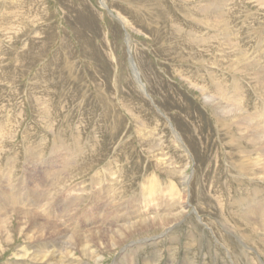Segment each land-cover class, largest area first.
I'll list each match as a JSON object with an SVG mask.
<instances>
[{"label": "rangeland", "instance_id": "1", "mask_svg": "<svg viewBox=\"0 0 264 264\" xmlns=\"http://www.w3.org/2000/svg\"><path fill=\"white\" fill-rule=\"evenodd\" d=\"M198 1L0 0V172L9 170L8 179L17 184L30 168L25 157L27 163L32 156L39 163L61 157L62 167L68 168L77 163L80 168L72 170L71 185L66 183L70 187L61 196L82 193V205L74 210L84 208L83 216L99 228L114 226L108 225L115 219L106 211L100 221L94 213L109 189L119 225L138 220L124 219V212L150 215L163 212L162 204L171 205L173 213L186 208L168 230L136 234L114 250L98 251L103 256L100 263L82 259L83 264H149L147 259L163 257L157 251L162 246L185 245L205 246L206 264H222L225 259L227 264H264V254L256 249L258 238L242 217L247 208L264 203V159L238 141L235 128L215 114L195 87L213 91L212 83L225 78L228 88L235 82L245 97L237 103L248 102L249 113L263 110L260 88L251 76L234 69L238 54L251 60L264 54V4L201 0L209 9H227L217 27L210 15L196 11ZM192 31L202 44L194 43L193 36L188 39ZM262 61L263 57L258 64ZM173 135L178 145L172 143ZM152 144L155 152L150 151ZM239 165L248 168L239 170ZM169 168L186 170L188 188L181 174L166 173ZM256 177L258 181L248 182ZM155 180L160 188L151 199L146 190L150 183V192L156 188ZM168 184L175 188L166 190ZM260 220L264 224V215ZM82 221L78 217L76 224ZM9 231L0 239V264H24L14 254L24 246L23 236L12 227ZM190 249H185L183 264H198L196 255L186 261Z\"/></svg>", "mask_w": 264, "mask_h": 264}, {"label": "bare ground", "instance_id": "2", "mask_svg": "<svg viewBox=\"0 0 264 264\" xmlns=\"http://www.w3.org/2000/svg\"><path fill=\"white\" fill-rule=\"evenodd\" d=\"M257 1L259 2L260 5L264 4V0H257ZM197 3H199V4L197 6L196 11L202 15H207V16L210 15L211 18L213 19V23L217 24L216 26L219 27L218 23L224 19V17L222 19V16L224 15V13L227 9L224 10L225 7L221 8L222 7L221 5L218 8L209 9L206 6L201 4V0H199ZM262 7H263V5H262ZM207 16H205V17H207ZM210 16H209V18H210ZM224 16L226 18V15H224ZM204 20H203V22H204ZM197 23H199V22H197ZM205 23H207V22H205ZM124 25H125V23H124ZM207 27H208V25H207ZM220 28H221V26H220ZM205 29H207V28H205ZM209 29H211V28H209ZM222 31H224V30H222ZM180 32H182V31H180ZM216 34H219V33H216ZM226 35H224L225 40H226V37H228ZM186 36L188 37L189 40H190L189 36H193L194 37V39H193L194 43H201L202 44L203 39L196 37V35L193 33V31L188 32ZM219 37H221V36H219ZM221 40H222V38H221ZM191 42H192V40H191ZM239 55L240 54H238L237 57L235 56L236 66L234 69V73H237V74L245 73V74H248V76H251V77H249V79L252 78L254 81L253 83H255V86H258L260 88L261 93H259V97H261V99L264 100V61H262L263 65L258 64L260 59H262V57L264 59V54H261V56L259 54H257V57L254 60H251L247 56V54H241L240 56ZM252 55H254V54H252ZM133 66L134 65L132 64V69H133L132 71L134 72L135 68ZM231 66H233V64H231ZM204 72H209V71H204ZM214 76L215 75H213L212 77H214ZM136 77H137V73L135 74V78ZM236 77L232 76V78L237 79ZM224 80H225V78H221V79L215 81L216 83L213 82L212 83L213 91L207 89L205 86H202V85L201 86L195 85V87L199 88L201 94H203L205 97V101H207L210 104V106L214 110L215 114H217V116H219L220 118H223V120H225L227 122L229 128H231V127L235 128V130L237 131V134H238L237 135L238 141H240V142L244 143V145H247L248 147H251V148L255 149L256 151H258L260 155L255 154L256 157L261 156L264 159V110L259 113L261 117H258V116L255 117L253 115V114L258 113V112L249 113V107L247 104L248 102L246 104L237 103L241 99L244 100L245 97L244 98L241 97V95L239 94L241 91L236 86L235 82L231 81L232 86H230V88H228L226 86V82ZM138 81H140V79L136 80L137 83H138ZM204 83H205V81H204ZM255 90H257V89H255ZM214 95H215L216 99L212 98ZM20 119H21V117H20ZM46 124L47 123H45V125ZM16 127H18V126H16ZM140 129L142 130V128H140ZM16 130H18V129H16ZM9 133H10V131H9ZM9 133H8V137L13 138L12 136L9 135ZM2 141H3V139H2ZM172 143L178 145L176 135L175 136L173 135ZM179 143H182V142H179ZM2 148H3V146H2ZM147 148H149V147L147 146ZM151 150L152 151L154 150L153 144H152V147L150 148V151ZM1 152H0V156H2ZM153 152H155V151H153ZM33 154H34V152H33ZM146 155H147V153H146ZM60 156H61V152H60ZM56 157H57V154H56ZM56 157H54V158H56ZM155 157L157 158V156H155ZM252 159L253 158H251V160ZM28 160L30 161L29 163H27L26 157H25L26 165H30V168L28 169V171L25 170L26 171L25 172L26 173L25 174V176H26V183L25 184L23 181H20V179H19V182L17 184H11L10 188H9V187H7V181L8 180L10 181L11 178L8 179L7 174H9L10 171L9 170L5 171L6 172L5 174L0 172V239L3 240L6 238V237H4V235L7 234L8 232H10L9 231L10 227H12L14 230H16V233L19 232L20 235L23 236V239H24L23 245L24 246L19 248L18 251H15V253H14L15 258L18 260L27 259L32 264H83L82 259H84L85 261L86 260H92L94 263H100L103 259V256H98L97 255L98 251H102L105 249L114 250V249L120 247L126 240L133 237L134 235L139 234V233L148 232L151 229L164 228V229L168 230L172 225L177 224V222L180 221V219H182L183 215L185 214V209H186L185 207H181V209L178 212L173 213L171 205L162 204L160 206L161 203H167V201H162L159 204V206H160V210L163 212H157V213L152 212L150 215L143 214L142 216H140V213L137 210L130 211V212H124L122 214L124 216V219H127L128 221H132L135 219H138V220H136L135 222L128 224V225H119V223H118L119 218L117 215H115V213L112 209V207L114 205V202H113L112 196H111L113 189H109L106 192H104V194L101 196L100 202L102 204L100 206H98V210L94 213H95L96 219L99 216L98 221H100V220L104 219V217H105L104 212L106 211L107 216H112L115 219V221L108 222V225L110 226L111 224L114 223L113 224L114 226H111L109 228L108 227L107 228H99L98 225H95L96 223L94 221L88 220V218L83 216L85 214L84 208L81 209L80 212H76V210H74L75 209L74 207L79 206L81 204V202L83 201L82 193L80 195H77V196L72 195L71 193L66 194V196H64V197L61 196L63 191L65 189H67V187H70L69 186L70 183H69L68 179L71 177L70 173L72 172V170L77 168V166H78L77 163H75L74 166L68 168V166L62 167L61 157L59 160H58V158L54 159V160L47 159L49 161L48 162L44 161L43 163L40 162L41 165L39 163V158L37 161V159L34 158V156H32L31 158H28ZM36 161L39 163L38 165L41 166L38 169L36 168V166H37ZM159 161L160 160H158V162ZM159 163L157 165H159ZM161 164H162V162H161ZM243 164H245V166H246L247 163H244V161H243ZM245 166L239 165L238 169L242 170L244 168H248ZM26 167L27 166H25V169H26ZM56 167H59V168L56 169ZM158 168H160V167H158ZM186 168H187V166H186ZM32 169L34 170V172L31 171ZM169 169L166 170V173H169V172L172 174L179 173V172H175L171 168H169ZM229 169H231V168L229 167ZM260 169H262V168H260ZM260 169H258V170H260ZM0 170L3 171V169L1 167H0ZM36 170H38L39 174L35 172ZM256 170H257V167H256ZM52 171H54V173H55L54 176H51ZM78 171H80V170L78 169ZM183 171H186V170L183 169L179 174H181L183 176V177L180 176V177H182L181 180H182L183 186L188 188V186L190 184L189 181H191V180L186 178V175L184 174ZM258 172L259 171H257V173ZM170 173L168 175H171ZM38 177H39L38 181L34 180V179H37ZM257 177L255 180L249 179V180H253V181H248V182L258 181ZM21 180H23V179H21ZM152 182L156 183V188L150 192V189H149V187L151 186V183H150L148 185V189L146 190L147 194L150 195V198L154 197L155 196L153 194L154 191H156V189L160 188L159 185L157 184V182H158L157 180L152 181ZM66 183H69V184H66ZM172 188H175V187H173L171 184H168L166 187V190H170ZM182 191H184L183 188H182ZM82 192H86V191L82 190ZM105 194L108 195V197H103ZM185 195H186V193H185ZM102 197H103V199H102ZM52 198H54V199H52ZM104 200H106V201L103 202ZM104 206L107 207V210H102L100 213V210ZM248 206H249V204H248ZM137 207H138V205H137ZM127 208H129V207H127ZM118 210H120V208H118ZM89 212H91V210H89ZM164 212H166V213H164ZM5 213H7V214H5ZM116 213H117V211H116ZM243 215L244 216H242V217L245 220V221H243L244 225L246 226V228L249 230L250 233H252L254 236H256L255 238H258L257 244H256V246H257L256 249L257 248L259 249L258 252L260 254L261 253L264 254V242H263L264 240L262 239L263 240L262 241L259 238L260 235H261V237L263 236L261 228L263 227L264 224L262 223L263 220H260L261 218L263 219V215H264L263 204L258 203V204H255V205L247 208ZM149 216H151V217H149ZM78 217L80 219H82L83 221L78 222L76 224V220ZM48 220H51V221H48ZM12 221H14V226L12 224ZM86 222H87V226H89V227L84 228V226L86 225ZM75 224H76V228H74ZM261 224H262V226H261ZM64 227H66V228L64 229ZM262 229H264V227ZM135 240H136V238H135ZM2 244H3V242H2ZM244 248H246V247H244ZM75 254H79L80 257L79 258H77L78 256L75 257L74 256Z\"/></svg>", "mask_w": 264, "mask_h": 264}]
</instances>
